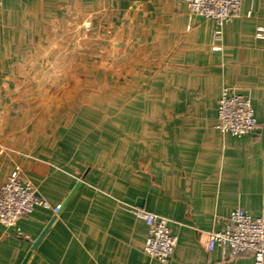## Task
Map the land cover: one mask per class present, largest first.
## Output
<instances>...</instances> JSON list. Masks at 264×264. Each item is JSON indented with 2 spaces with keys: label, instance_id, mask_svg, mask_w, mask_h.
<instances>
[{
  "label": "crops",
  "instance_id": "1",
  "mask_svg": "<svg viewBox=\"0 0 264 264\" xmlns=\"http://www.w3.org/2000/svg\"><path fill=\"white\" fill-rule=\"evenodd\" d=\"M215 28L183 0H0V182L18 168L60 204L0 223V264H253L205 240L264 211V0H241L220 48ZM224 85L251 131L216 127ZM134 207L169 219L167 262Z\"/></svg>",
  "mask_w": 264,
  "mask_h": 264
},
{
  "label": "built area",
  "instance_id": "2",
  "mask_svg": "<svg viewBox=\"0 0 264 264\" xmlns=\"http://www.w3.org/2000/svg\"><path fill=\"white\" fill-rule=\"evenodd\" d=\"M192 14L213 18L216 28L212 34L213 47L220 48L223 25L239 14L241 0H183ZM262 36L261 28L256 32ZM256 125L249 97L224 85L217 103L216 127L221 132L241 135ZM20 170L11 171L0 182V223L5 227L16 225L19 218L29 214L35 205L58 211L60 204L51 206L28 180H19ZM131 212L146 224L143 250L150 258L167 262L176 245V235L170 230L169 219L161 214L134 207ZM220 246L224 258L248 253L253 264H264V211L252 216L247 210L235 208L224 217L219 229L206 231L205 247Z\"/></svg>",
  "mask_w": 264,
  "mask_h": 264
},
{
  "label": "rangeland",
  "instance_id": "3",
  "mask_svg": "<svg viewBox=\"0 0 264 264\" xmlns=\"http://www.w3.org/2000/svg\"><path fill=\"white\" fill-rule=\"evenodd\" d=\"M86 26H88V24H86Z\"/></svg>",
  "mask_w": 264,
  "mask_h": 264
}]
</instances>
